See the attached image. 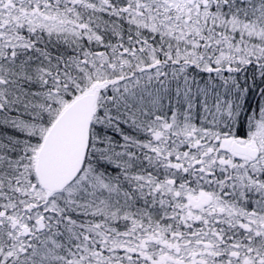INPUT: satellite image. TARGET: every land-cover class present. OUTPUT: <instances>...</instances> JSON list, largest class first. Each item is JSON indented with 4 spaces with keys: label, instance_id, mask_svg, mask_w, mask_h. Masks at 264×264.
Here are the masks:
<instances>
[{
    "label": "snow or ice",
    "instance_id": "6c2138e0",
    "mask_svg": "<svg viewBox=\"0 0 264 264\" xmlns=\"http://www.w3.org/2000/svg\"><path fill=\"white\" fill-rule=\"evenodd\" d=\"M0 264H264V0H0Z\"/></svg>",
    "mask_w": 264,
    "mask_h": 264
}]
</instances>
